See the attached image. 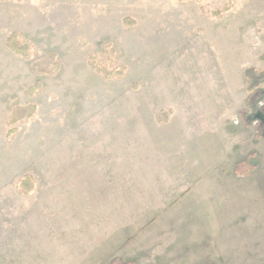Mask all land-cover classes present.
<instances>
[{"label": "rangeland", "instance_id": "obj_1", "mask_svg": "<svg viewBox=\"0 0 264 264\" xmlns=\"http://www.w3.org/2000/svg\"><path fill=\"white\" fill-rule=\"evenodd\" d=\"M263 53L264 0H0V264H199L215 217L264 213Z\"/></svg>", "mask_w": 264, "mask_h": 264}, {"label": "crops", "instance_id": "obj_2", "mask_svg": "<svg viewBox=\"0 0 264 264\" xmlns=\"http://www.w3.org/2000/svg\"><path fill=\"white\" fill-rule=\"evenodd\" d=\"M222 205V209L230 206L223 202ZM243 213L213 219V229L203 231L204 252L199 264H264V213Z\"/></svg>", "mask_w": 264, "mask_h": 264}, {"label": "trees", "instance_id": "obj_3", "mask_svg": "<svg viewBox=\"0 0 264 264\" xmlns=\"http://www.w3.org/2000/svg\"><path fill=\"white\" fill-rule=\"evenodd\" d=\"M230 5L226 4L223 7L216 8L213 13L222 15L226 9H229ZM7 38V47L13 54L24 58L29 62L30 68L38 75L55 76L59 70H61V64L56 60H53V56L48 53L47 55H36L34 42L24 37L18 31L14 30L9 34ZM261 60H264V53L260 56ZM106 61V62H105ZM88 65L94 67L96 72L106 78L115 77L124 74V68H119L115 65V58L112 55L107 56L104 62L100 61L98 57L90 56ZM245 82L247 84L246 90L248 93L247 105L251 107L253 105L254 94L261 93L264 91V69H258L254 66L246 68L244 71ZM254 107V106H253ZM36 107L31 108V112L26 114L24 117L19 116V108L12 110L10 113V122L12 125H16L18 122H25L35 115ZM160 117L162 113H160ZM12 121V122H11ZM33 187L32 178L29 175L24 176L20 180V188L25 192H30Z\"/></svg>", "mask_w": 264, "mask_h": 264}]
</instances>
